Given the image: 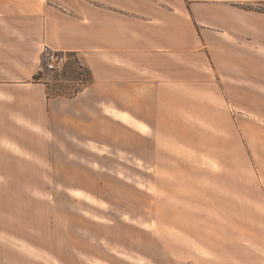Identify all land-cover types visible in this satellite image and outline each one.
I'll return each instance as SVG.
<instances>
[{
    "label": "crops",
    "instance_id": "1",
    "mask_svg": "<svg viewBox=\"0 0 264 264\" xmlns=\"http://www.w3.org/2000/svg\"><path fill=\"white\" fill-rule=\"evenodd\" d=\"M6 30L14 37L13 31H20L14 43L38 46V54L47 45L89 73L88 81H69L78 90L57 96L49 94L46 83L29 82L38 69L15 80L0 78V97L5 94L13 120L45 125L56 148L53 155L90 159L92 165H75L113 175V184L145 197L147 183L128 182L121 174L124 168L156 174L162 169L160 158L170 152L169 143L174 146L187 138L182 135L196 131L203 134L201 127L224 134L228 126L239 152L229 156V166L204 165L203 170L241 174L235 160L241 157L242 126H264V0H0L2 45ZM189 109L196 119L187 118ZM242 113L249 123L244 124ZM259 140L264 141L250 138ZM113 158L132 159L137 165L113 170L107 166ZM241 185L219 189L218 198L229 207L227 214L217 215L223 222L219 229L134 230L127 235L132 240L124 245L126 253L111 243L114 250L102 248L81 262L264 264V185L261 202L257 194L244 195L245 214ZM149 186L155 221L160 222L158 187L155 182ZM217 205L221 210L224 204ZM194 216L204 221V214ZM173 220L170 215L168 221ZM89 237L109 235L91 231Z\"/></svg>",
    "mask_w": 264,
    "mask_h": 264
},
{
    "label": "rangeland",
    "instance_id": "2",
    "mask_svg": "<svg viewBox=\"0 0 264 264\" xmlns=\"http://www.w3.org/2000/svg\"><path fill=\"white\" fill-rule=\"evenodd\" d=\"M3 33L5 40L2 41L6 44H0L2 80H15L38 69V74L29 82L34 85L46 83L51 96L78 90L80 87L75 82H69L73 79L89 80V73L75 62H68L61 72L48 70L44 56L38 54V46L14 43L20 31H13L15 37L8 36L7 30ZM4 97L5 94L0 97V264H86L81 262L82 258L92 252L107 247L114 250L111 243L117 245L115 250L122 248L120 252L126 253L124 245L132 240L127 235L134 230L219 229L223 222L217 215L229 212L226 200L218 198L219 189L234 182L242 183L243 214L249 211L244 195L255 197L257 194L261 202L264 141L251 142L250 138L264 140V126L245 124L249 121L244 113L241 157L235 160L241 174L233 177L203 170L207 166H229V156L239 151L237 142L228 135V126L224 134L201 127L203 134L196 131L193 135H182L188 140L179 139L174 146L169 143L170 152L160 158L158 165L162 169L158 173L139 175L124 168L121 174L128 182L147 183L145 197H137L131 190L113 184L117 181L113 175H97L90 167L81 170L75 165V162L92 165L90 159H61L56 151L53 155L54 147L46 126L35 127L13 120V110ZM179 112L186 113L185 110ZM187 113L190 114L188 119H196L195 111L189 109ZM53 144L56 146V141ZM136 165L132 159L113 158L108 160L107 166L122 171L123 166L134 168ZM105 181L110 182L107 188L101 186ZM150 182H155L158 187L160 207L157 217L159 220L161 217L160 222L155 221L154 199L148 193L152 190L148 188ZM256 184L259 186L257 191ZM62 185L85 188L63 189ZM219 202L224 204L221 210L218 209ZM199 214L205 215L204 221L196 220L194 215ZM170 215H174L175 220L168 221ZM91 231L108 233L109 237L91 238ZM95 241L101 244L92 245ZM106 242H109L108 246ZM149 243L147 237L146 244Z\"/></svg>",
    "mask_w": 264,
    "mask_h": 264
},
{
    "label": "built area",
    "instance_id": "3",
    "mask_svg": "<svg viewBox=\"0 0 264 264\" xmlns=\"http://www.w3.org/2000/svg\"><path fill=\"white\" fill-rule=\"evenodd\" d=\"M42 54L45 58V67L53 72H61L68 63L66 54L57 52L45 45Z\"/></svg>",
    "mask_w": 264,
    "mask_h": 264
},
{
    "label": "trees",
    "instance_id": "4",
    "mask_svg": "<svg viewBox=\"0 0 264 264\" xmlns=\"http://www.w3.org/2000/svg\"><path fill=\"white\" fill-rule=\"evenodd\" d=\"M250 8V7H249Z\"/></svg>",
    "mask_w": 264,
    "mask_h": 264
}]
</instances>
